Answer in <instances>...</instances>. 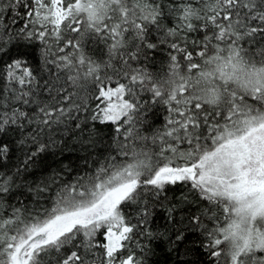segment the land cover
<instances>
[{
	"label": "snow or ice",
	"instance_id": "snow-or-ice-1",
	"mask_svg": "<svg viewBox=\"0 0 264 264\" xmlns=\"http://www.w3.org/2000/svg\"><path fill=\"white\" fill-rule=\"evenodd\" d=\"M5 10L14 13L13 23L23 21L15 33H10L11 25H0V55L10 44L17 49L6 65L8 82L19 85L12 99L37 104L39 116L35 119L18 108L0 112V164L13 150L4 139L11 126L27 120L51 127L65 122L69 113L86 110L87 98L77 104L74 93L61 96L66 89L52 81L45 90H55L59 100L34 98L38 82L27 49L37 42L43 46L46 66L74 73L67 77L73 86H79L81 77L92 79L98 103L89 119L93 125H115L116 133L123 129L122 149L128 147L142 114L133 99L136 85L150 91L169 115L164 128L151 137H134L156 145L155 164L148 162V152L132 149L127 163H114L112 157L74 183L59 185L51 207L42 214L22 219L20 208L0 214V264H97L90 260L96 248L103 250L99 264H143L130 242L134 235H151L145 226L157 210L164 209L169 221L175 219L178 205L167 203V189L178 184L189 186L210 206L209 213L223 216V222L211 228L204 227L202 216L207 213L188 220L193 230L203 228L201 246L212 264H220L222 255L226 264H264V0H189L174 9L179 23L167 28L163 7L155 0H3L0 20ZM154 31H159L158 40L150 38ZM201 31L203 36H189ZM127 33L135 41L134 50L120 59L131 71L123 73L126 82L111 83L113 77L102 76L101 69L112 65L87 55L83 41L93 36L103 41L112 59L127 47ZM165 45L170 60L166 78L153 80L147 71L128 64L139 60L141 52L147 59L148 50ZM41 131L38 127L32 136L35 148L25 154V169L43 163V155L58 146L51 138L37 139ZM13 186L11 176L0 174V204ZM46 190V185L39 188ZM131 205L135 223L124 214ZM101 230L103 243L96 240ZM173 233L172 242L183 244L186 229L174 225Z\"/></svg>",
	"mask_w": 264,
	"mask_h": 264
},
{
	"label": "trees",
	"instance_id": "trees-1",
	"mask_svg": "<svg viewBox=\"0 0 264 264\" xmlns=\"http://www.w3.org/2000/svg\"><path fill=\"white\" fill-rule=\"evenodd\" d=\"M0 2H3V0H0ZM155 2L163 7L165 12L162 18L163 25L167 28L175 27L179 23L174 9L185 2H189V0H155ZM190 2L195 3V0H190ZM13 15L14 13L5 10L3 19L0 20V25H11L10 33L18 31L23 24V21L19 18L13 23ZM0 31H3L2 27H0ZM65 35L75 34L66 33ZM130 35L131 33H127L125 37L128 40L127 47L121 49V52L112 59H109L107 45L103 41L94 36L83 41L84 51L87 55L97 60V62L103 60L105 64L112 65L101 69L102 76L107 74L113 77L112 83L116 80L126 82L123 73L131 71L127 65L122 64L120 59L122 53L134 50L135 41L128 39ZM189 36L192 38L203 36V32L189 33ZM158 37L159 31L151 33V39L158 40ZM42 47L37 42L32 48L27 49L28 63L38 82L34 86V98L40 102H53L52 97L59 100L60 96L56 95L55 90L51 94L45 90L46 83L52 81L56 83L57 88L66 89V91L60 92L61 96L74 93L72 99L77 104L82 102L81 98H87L86 110L69 113V117L65 118V122L54 124L51 127L22 120L20 122L22 126L13 125L8 129L7 136L4 139L12 145L13 150L10 158L0 164V174L11 176L14 180V186L11 188L10 194L5 195L3 203L0 204V214L7 216L11 214L14 208H20L22 219L29 214H42L45 209L51 207L55 198L54 194L59 185L66 181L74 183L79 176L85 175V173L90 174L97 167L98 162L104 164L110 158L115 157L114 163L124 164L129 161L128 158L131 155L125 156L123 152L128 151L131 153L132 149L137 152L141 150L148 152L150 156L148 162H156V145L152 143L151 139L139 140L134 137L137 135L151 137L156 130L164 128L166 117L169 115L166 107L155 100L150 91L141 89L139 85H136L138 91L133 99L139 102L142 114L138 115L137 121H135L133 136L129 137L127 141L128 147L122 149L121 145L124 141L121 139V133L123 129L121 133H116L114 131L115 125H93V122L89 119L92 110L98 103L92 95L94 91L92 79L85 80L81 78L79 86H73L67 80V77L74 73L69 72L67 69L58 70L54 65L46 66L41 55ZM54 51L58 52V48ZM66 51L69 54L74 52L73 49H66ZM16 53L17 49L10 44L9 51L0 55V105H6V107H0V112L18 108L20 111L29 113L33 118L38 119L37 104H23L21 101L12 99L13 90H19V85L8 82L6 65ZM60 55H63V53H60ZM125 59H127V56H125ZM197 59L199 58L197 57ZM169 63V50L166 45L158 47L157 50H148L147 59L141 52L139 60L128 61V64L132 67L147 71L153 80L166 78L169 73ZM183 70L181 68V71ZM57 77H59L58 81L56 80ZM71 102L70 100L67 103L70 104ZM77 123L80 124V128L76 127ZM38 127L43 128V131L39 133L37 139L43 142L51 138L58 142V146H54L49 153L43 155V163L25 169L22 161L25 159V154L35 148L32 136L36 135ZM90 136L91 139H88ZM21 140H24L25 143L21 144ZM81 140L86 142L81 144ZM181 147H186V145H181ZM18 167L19 171H17ZM45 185L47 190L39 191V188ZM167 195V203L178 205L173 213L175 219L169 221L167 219L168 213L164 209L157 210L155 216L151 218V222L145 226L151 235L146 233L134 235L133 240L130 242V249L135 251L143 264H212L213 258L208 256L206 249L201 246V240L205 238L203 228L193 230L188 224V220L194 214L201 216L202 213H207L208 215L202 216L204 227L211 228L213 224L219 225L222 223L223 216L218 211L209 213L210 206L200 200L195 192L190 191L187 185L169 186ZM185 197L186 199H184ZM124 214L127 220L135 223V205L129 206ZM217 216L219 219H216ZM177 221L182 223L177 225ZM174 225L186 229V240L181 245L172 242ZM101 235L97 237L99 243L104 242ZM102 251L100 248L93 249L90 253V260L99 262L98 260L102 258ZM220 264H226L223 255L220 258Z\"/></svg>",
	"mask_w": 264,
	"mask_h": 264
},
{
	"label": "rangeland",
	"instance_id": "rangeland-1",
	"mask_svg": "<svg viewBox=\"0 0 264 264\" xmlns=\"http://www.w3.org/2000/svg\"><path fill=\"white\" fill-rule=\"evenodd\" d=\"M82 71H83V70H81V72H82ZM183 71H184V70H183ZM81 78H83V77H81ZM90 79H91V78H90ZM106 82H108V81H106ZM111 83H112V82H111ZM126 98H127V97H126ZM126 126H129V125H124V127H126ZM129 154L131 155V153H129ZM130 155H128V156H130ZM128 159H129V161H130V160L132 159V157L130 156ZM129 161H127V162H129ZM127 162H126V163H127ZM155 163H156L155 161H151V164H155ZM102 232H103V230H101L100 233H97L96 240H97V237H99L100 234H102ZM101 239L104 240L103 235H101ZM100 259H101V258H100ZM100 259H99V260H100ZM99 260H98V261H99ZM97 264H99V262H97Z\"/></svg>",
	"mask_w": 264,
	"mask_h": 264
}]
</instances>
